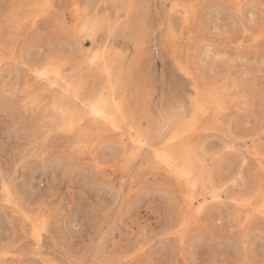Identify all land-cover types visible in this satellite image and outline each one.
<instances>
[{"label": "rangeland", "instance_id": "1", "mask_svg": "<svg viewBox=\"0 0 264 264\" xmlns=\"http://www.w3.org/2000/svg\"><path fill=\"white\" fill-rule=\"evenodd\" d=\"M34 1L0 0V264H264V215L252 211L262 199L254 185L264 192L262 0H48L42 11ZM25 8L35 28L13 23ZM86 11L119 15L118 26L92 43L77 26ZM99 48L125 70L121 129L58 116L62 78L83 76L84 103L100 91L87 59ZM50 58L64 64L56 87L33 75ZM199 100L205 109L194 111ZM129 124L154 147L171 140L196 157L205 189L185 188L148 149L128 154ZM187 189L208 198L198 217Z\"/></svg>", "mask_w": 264, "mask_h": 264}, {"label": "bare ground", "instance_id": "2", "mask_svg": "<svg viewBox=\"0 0 264 264\" xmlns=\"http://www.w3.org/2000/svg\"><path fill=\"white\" fill-rule=\"evenodd\" d=\"M47 2H48V0H36V1L32 2L34 5H31V7L36 6V4L37 5H39V4L43 5L45 3L48 4ZM234 5H235L236 9H237V6H241L237 10H239V11L242 10V5L240 4V1L239 2L236 1ZM28 6H30V5H28ZM37 8L41 9V11H42L43 6H41V8L40 7H37ZM19 10L20 9H18V11ZM39 13H42V12H39ZM243 15H244V13H243ZM100 16L101 17L96 16V15H90V11H86L83 14V16H81V17L79 16L80 17V20H79L80 23L77 26H78V31H79L80 37H82V38L88 37L91 39V42L93 43V42H95L96 36L100 32H102L103 30L106 31V33H108V34H112V32L115 30V27L118 26V23H119L118 22V18H119L118 16L119 15L117 16V20L115 21V23L114 22L112 23V18L109 15H101L100 14ZM37 17L38 16L35 13H32V15H30V12H27V9H26V11L23 10L22 12H20L19 14L14 16L13 23L14 22H15V24L19 23L22 26V22H25V21H27L28 23L32 22L33 23L32 26L35 28L37 26V23H36ZM241 20H243V19L241 18ZM9 23H11V22H9ZM242 23H243V21H242ZM11 25H13V24H11ZM243 28H244V26H243ZM139 31L140 30H137V34L135 37L140 36ZM257 31H258V33L262 32L261 28H258ZM257 31H255V32H257ZM141 32H143L142 29H141ZM141 34L144 37V33H141ZM142 35L140 37H142ZM94 47H95V45H94ZM89 58H87L89 60L88 63L90 65L89 70H92V71L97 70L98 71L97 74L93 73L94 74L93 78L95 79V81H100V83L102 84L100 91H95V89H92L91 98L86 103H84V102L80 101V94H79V91L81 89H83V84H84L83 76L80 77L79 80H77V81H72V80L62 78L61 80L63 81V83H62L60 88L62 89L63 92L59 93V95L56 96L57 97L56 102H57V106H58L57 108H59V112L61 113V114H58V116L61 115L62 119L65 121L66 124H72V125H78L86 117L90 116L95 121H98V122L104 121V122L108 123V125H105V126L101 125L100 129H105V130L109 129V128H111L113 130L114 129H121L122 128V126H121L122 125L121 124V119H122L121 115L123 114V110H124V108L121 105V102H122L124 96H123V89L119 90L117 88V86H120V82H121L120 79H122L125 76V74H124V76H121V75L125 72V70H124V72L120 71V72H123L121 75H119L120 72L118 73V71H117V70H119V68L117 69L116 67H117V64L119 63L120 55L119 56H112V55L108 56V51L105 48L104 49L99 48L98 50L91 52V55L89 56ZM59 65H60V74H59L58 78L53 77L57 86L59 85V79H60L61 74L63 72V69L61 68V66H63L64 64L63 65L59 64ZM119 66H121V65H119ZM210 94H211V92H210ZM200 100L196 101L194 103V111L204 110L205 104H207V103L213 109H215L216 111H219L220 106H221L220 105L221 100L219 99L218 96L214 97V95L213 96L211 95V97L207 99V101H208L207 103L203 102L204 99L202 101H200ZM93 101H101L102 102L100 105V108L104 112V116L97 117V116H93L91 114L90 108L86 107V105H90L91 102H93ZM48 115H49V113H48ZM134 118H136V117H134ZM183 118H184V116H183ZM136 121H137V118L134 119L132 122L134 124H136ZM134 124H129L128 129L130 132L132 130L136 131V134L134 135V137L133 136L131 137V138H133V141L134 140L137 141V143H135V144L132 143L133 147L136 149V154L133 155V149L134 148L132 150L128 151V154L136 157L137 153H140L141 156L144 153H146L147 148L140 146V143H139V138H140L139 134L141 133L140 125H138L137 127H134ZM162 146L167 147L168 153L174 157V159L177 161V164L179 167H181L182 169H185L187 172H189L191 174V180H189L186 177L182 178L181 176L171 172L172 174H174V176L178 180V182H180V184H182L183 186H186L185 188H188V189L190 188L189 185H193V187H194L193 190H195L198 187L205 189L206 185L201 178L202 177L201 174L203 173V170L200 169L201 167L198 166L196 157H192L190 153L187 154L186 149L185 150H183V149L179 150L174 145V143H166ZM160 147L161 146L155 147V148H160ZM186 154H187V156H186ZM152 155H153V159H154V152H152ZM187 157H189V160H187ZM209 179L213 183L212 176ZM258 181L259 180L257 179L256 182H258ZM254 186L256 187L257 190L259 189L260 193L262 192L261 193L262 195L260 194L262 199L258 203V205H256V207L254 206L252 211H259L264 215V192L261 191L262 186L260 187L258 184H255ZM4 187H5V191L8 194V197H11L8 185L6 183H4ZM223 187H224V184H222L221 186L216 184V183L214 184V186H213L214 189L209 194V197L212 201H217V202L220 201L222 194L219 192V190ZM188 192H189V190H188ZM185 195H187V197H188V204L187 205H188L189 209L193 211L194 216L198 217L203 212V210L205 209L206 202H207L208 198L204 194H201L200 196L203 195L204 200L202 202H200L198 195L197 196L196 195L190 196V192L185 194ZM247 201H248V199H247ZM249 212H251V211H249ZM197 217H196V219H198ZM33 235L35 237L37 244L40 245L42 235H41V231H40L39 227H37V225H35V227L33 229Z\"/></svg>", "mask_w": 264, "mask_h": 264}, {"label": "snow or ice", "instance_id": "3", "mask_svg": "<svg viewBox=\"0 0 264 264\" xmlns=\"http://www.w3.org/2000/svg\"><path fill=\"white\" fill-rule=\"evenodd\" d=\"M262 5H264V0H262ZM44 8H50V5H44ZM241 6H237L239 9ZM250 9H254L255 5H249ZM258 25L261 28L262 32H264V8L261 9L260 18L258 21ZM60 74V65L59 62L55 58H50L45 61L43 64L39 65L33 70V75L36 77L38 82H43L46 85H51L52 87H56V82L53 77H57ZM101 101H93L90 105H86V107L90 108V112L93 116L102 117L104 116V112L101 110L100 105ZM139 143L141 147H146L148 152H154V164L156 167L167 169L170 172H173L182 178H188L191 180V174L187 172L185 169H182L178 166L177 161L168 153V149L166 146H161L160 148H155V141L151 139L150 133L148 131H142L139 134ZM171 140H169V143ZM133 143H137L136 140ZM228 151L229 149H225ZM136 154V149H133V155ZM147 155V153H145ZM261 166L264 167V160L261 161ZM102 264H112L111 261H103ZM136 264H142V262H136Z\"/></svg>", "mask_w": 264, "mask_h": 264}]
</instances>
